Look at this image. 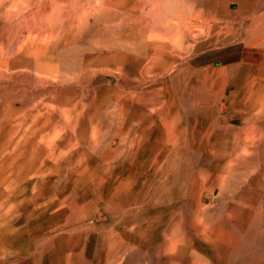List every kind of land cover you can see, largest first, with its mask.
Returning <instances> with one entry per match:
<instances>
[{"label":"rangeland","instance_id":"1","mask_svg":"<svg viewBox=\"0 0 264 264\" xmlns=\"http://www.w3.org/2000/svg\"><path fill=\"white\" fill-rule=\"evenodd\" d=\"M24 1L10 0L0 10V56H10L14 49L9 43L13 44L18 34L26 35L16 29L18 18L10 22L3 14L16 10L17 3ZM119 1L123 0H113V3ZM137 1L126 0L124 12ZM181 1L185 3L178 0L179 5ZM186 1L187 5L195 2L193 5L210 17L223 18L227 22L225 25L235 29L250 15L252 18L246 25L250 26L252 19L262 17V26L259 25L264 27V0ZM231 13L237 17L231 18ZM125 18L115 17L61 53L59 58L61 63L65 62L63 66L68 76L74 77L81 72L85 64L82 56L89 53L96 42L116 40L115 34L123 31ZM243 49L235 44L218 50L203 49L196 54L192 67L198 70L222 67L234 54L237 59L241 58ZM257 53L254 52V59L263 62L264 51ZM174 73L163 75L156 88L147 83V78L143 82L135 70H125L122 77L113 78L109 84L99 75L93 83L77 80L61 87H48L47 95H55L56 102L72 111L73 117L79 116L78 128L64 133L60 139L59 152L68 154V162L86 159L87 168L83 175L64 172L61 185H57L54 178L42 182L46 185L38 184L34 192L36 197L43 195L53 199L62 189L60 202L48 205L54 231L44 237L37 236L33 248L28 239L24 240L23 246L4 256L0 264H264L263 109L258 107L254 112H247L246 105L240 104L241 94L217 103V90L209 93L199 87L179 90L171 84L164 85L163 82L174 78ZM5 78L0 80L1 141L15 135L18 124L30 109L26 104L29 101L22 99H28V93L34 91L29 82ZM196 108L204 111L198 119L192 112ZM207 115L209 124H214L220 115L221 126L227 124L243 131L237 140L247 141L251 150L238 167L234 163L235 169L221 168L232 158L222 157L225 153L215 145L216 136L203 137L201 122ZM57 119H51V125H56ZM28 124H32L31 120ZM140 125L146 128L135 134ZM176 128L187 129V134L184 137L176 135ZM160 129L164 138L158 147L136 160L138 141L150 146ZM118 131H123L120 137ZM93 133L96 134L94 142L90 141ZM139 134L142 135L137 139ZM235 141V137L230 136L220 142V146L229 147ZM130 147L134 149L131 155ZM127 182L131 185L124 189ZM57 211L60 212L56 214ZM29 212L30 209L26 214ZM17 228L24 232L28 230L25 222L19 223Z\"/></svg>","mask_w":264,"mask_h":264},{"label":"bare ground","instance_id":"2","mask_svg":"<svg viewBox=\"0 0 264 264\" xmlns=\"http://www.w3.org/2000/svg\"><path fill=\"white\" fill-rule=\"evenodd\" d=\"M7 2L10 0H0V10H3V6ZM185 3L181 1L179 5L178 0H138L136 5L134 4L125 13L126 0L119 1L117 4H114L113 0H26L17 3L16 10L12 9L3 13L6 14V18L10 22L18 18L16 29L19 33L25 32L26 35L18 34L14 43H9V47L14 49L10 56H0V80L6 76L12 79L15 77L14 79L29 82L34 91L28 93V99H22V101H29L26 104L30 109L18 124L15 135L7 141L0 140V260L4 256L18 251L23 246L24 240L28 239L30 248H33L37 236L44 237L54 231V221L51 219L52 215L48 214V205L60 202L62 189L53 199L43 195L36 197L34 192L38 188V184L54 178L56 184L61 185L65 178L64 172L83 175L87 168L85 167L86 159L81 158L68 162V154L59 152L60 139L64 133L75 130L79 116L78 118L73 117L72 111L65 110L60 103H57L55 95H47L45 92L48 91V87H61L77 80L93 83L99 75H102L104 83L109 84L113 78L122 77L125 70H135L143 82L147 78L149 79L147 83L156 88L163 75L175 72L174 78L163 82L164 85L170 86L169 84H171V87L176 86L179 90L199 87L209 93L217 90V103L226 102L230 97L241 94L243 98L240 104L246 105L247 112H254L262 108L264 115V61L258 63L259 61L254 59V52L260 54L264 51V27H260L262 23L260 21L263 18L260 16L261 18L252 19L251 25L248 26L246 21L252 16H247L242 19L245 23H241L240 27L235 29L225 25L227 22H224L223 18L210 17L205 11L193 5L195 2L188 5ZM123 16L126 17L125 25L123 31L116 32V40L110 43L96 42L89 53L82 56L85 59V64L81 72L74 77L68 76L63 66L65 62L61 63L62 60L59 58L61 53L73 44L83 41L97 27L109 23L115 17L121 19ZM230 17L235 18L237 14L231 13ZM244 25L246 26L244 27ZM229 44L244 48L241 58L237 59L234 54L228 63L219 68L210 66L198 70L195 69L196 67H192L198 52L203 49H223ZM10 48L9 50H11ZM232 89L234 90L231 91ZM21 90L24 91V89ZM37 92L42 93L37 94ZM247 104H249V108H247ZM192 112L196 119L204 115V111L197 108ZM208 117L209 115L204 116L201 122L203 137L207 136L208 139H211L212 136H216L215 145L219 146L222 150L221 153H225L222 157L232 158V161L227 162L223 167L219 165V167L224 170L235 169L234 163H237L238 167L248 150H251L247 141L243 143L237 140V136L242 130L227 126L226 120L224 123L226 125L221 126L219 124L220 115L217 116L214 124H209ZM55 118H58L56 125H51V119ZM30 120L32 124L29 125ZM167 126H165L166 130ZM144 128L146 126L140 125L135 134L143 132ZM123 131H118L120 132L119 137ZM176 132V135L184 137L187 134V129L176 128ZM141 135L139 134L137 139ZM229 135L234 136L236 141L232 146L221 147L220 142L230 137ZM162 138H164V132L160 129L150 146L144 145L142 140L138 141V147L135 148L134 154L136 160L144 158L148 150H155ZM95 140L96 134L93 133L90 141L94 142ZM133 150L130 147V155ZM70 155L72 156L73 153ZM141 162L143 163V160ZM203 179L205 180V178ZM130 185L131 183L127 182L123 187L125 189ZM31 189H33L32 193ZM204 201L202 198V202ZM29 209L30 212L26 214ZM59 212L57 211L56 214ZM22 222L26 223L27 232L17 228V225ZM209 227L211 226L209 225ZM51 228L53 229L51 230ZM261 249L259 251L262 252ZM227 252L229 253V251ZM248 261L250 260L248 259Z\"/></svg>","mask_w":264,"mask_h":264}]
</instances>
